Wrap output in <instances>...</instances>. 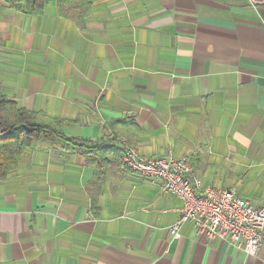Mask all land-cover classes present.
Segmentation results:
<instances>
[{"label":"crops","instance_id":"obj_1","mask_svg":"<svg viewBox=\"0 0 264 264\" xmlns=\"http://www.w3.org/2000/svg\"><path fill=\"white\" fill-rule=\"evenodd\" d=\"M82 25L0 0V92L115 145L111 162L38 141L0 179V264H264L196 234H170L181 200L117 149L185 158L203 187L264 204V3L91 0Z\"/></svg>","mask_w":264,"mask_h":264},{"label":"built area","instance_id":"obj_2","mask_svg":"<svg viewBox=\"0 0 264 264\" xmlns=\"http://www.w3.org/2000/svg\"><path fill=\"white\" fill-rule=\"evenodd\" d=\"M122 159L133 171L160 179L166 192L180 198L179 216L169 229L173 237H180V227L190 222L199 236L224 240L248 254L260 248L264 241V204L255 205L234 189L203 187L185 158L145 157L129 149Z\"/></svg>","mask_w":264,"mask_h":264},{"label":"trees","instance_id":"obj_3","mask_svg":"<svg viewBox=\"0 0 264 264\" xmlns=\"http://www.w3.org/2000/svg\"><path fill=\"white\" fill-rule=\"evenodd\" d=\"M12 9L40 15L44 6L56 2L58 13L82 25L89 13L91 0H3ZM63 120L42 118L40 114L20 108L14 100L0 92V179L18 165L23 150L38 141H46L55 149L66 153L82 155L89 164L100 166L111 162L108 157L114 154L115 145L80 137H68L61 129ZM126 146L117 149L119 162L129 167L122 154L129 150ZM130 168V167H129ZM131 169V168H130Z\"/></svg>","mask_w":264,"mask_h":264}]
</instances>
